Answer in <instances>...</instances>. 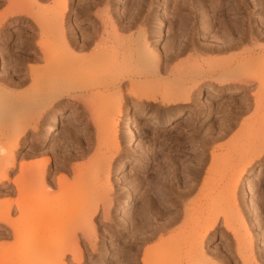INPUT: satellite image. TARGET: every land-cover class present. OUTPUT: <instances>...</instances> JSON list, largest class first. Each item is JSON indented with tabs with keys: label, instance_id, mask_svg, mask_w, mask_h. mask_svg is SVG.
I'll return each instance as SVG.
<instances>
[{
	"label": "rangeland",
	"instance_id": "1",
	"mask_svg": "<svg viewBox=\"0 0 264 264\" xmlns=\"http://www.w3.org/2000/svg\"><path fill=\"white\" fill-rule=\"evenodd\" d=\"M67 1L70 41L99 37L82 50L53 38L45 59L37 24L13 11L51 15L62 0H0V176H10L0 217L12 204L0 218V264H264V0ZM143 30L158 71L145 53L124 68L112 59ZM123 70L136 76L120 84L138 82L137 95L120 113L107 101V113L103 89L90 98ZM183 87L190 101L166 102ZM56 112L67 118L45 136ZM24 164L34 172L31 227L14 183ZM217 218L203 238L200 223ZM21 222L49 232L17 239L11 224Z\"/></svg>",
	"mask_w": 264,
	"mask_h": 264
},
{
	"label": "bare ground",
	"instance_id": "2",
	"mask_svg": "<svg viewBox=\"0 0 264 264\" xmlns=\"http://www.w3.org/2000/svg\"><path fill=\"white\" fill-rule=\"evenodd\" d=\"M67 7H68V1L67 0H62V4H61V7H58L57 9H56V11L53 13V14H51V15H48L46 12L44 13V12H42L41 14L39 13V15H37V14H35V12L34 11H31V10H27V9H18V10H16V11H13V12H23V13H26L27 15H29L30 17H32L33 18V20L35 21V23L37 24V26H38V28H39V30H40V35H41V40L38 42V45H39V50L41 51V53L43 54V57L45 58V59H48V52H47V50H48V47H49V45H50V42H51V40L53 39V38H55V40H61L62 41V43H65V45H67V47H69V45L70 46H72V44H73V46L74 45H76V46H78V47H80L81 48V50L82 49H85V48H88V46H90V44L92 43V42H96L95 41V39L97 38V37H99V35H98V33H92V34H90L89 33V35L88 36H83V38L81 37V39L80 38H76L75 36H72L71 35V41H70V39H69V37H68V27H67V17L65 16V12H66V10H67ZM36 8V7H35ZM37 10V9H36ZM43 11V10H42ZM45 11V10H44ZM70 23V22H69ZM74 23V22H73ZM159 23L160 24H162V20L161 21H159ZM159 24V25H160ZM71 25V24H70ZM76 27V26H75ZM70 28V27H69ZM71 28H72V26H71ZM74 28V27H73ZM158 28H159V26H158ZM161 29V28H160ZM70 30H72V29H70ZM162 30V29H161ZM158 32V31H157ZM72 33V32H71ZM83 33V32H82ZM70 34V33H69ZM77 34V33H76ZM74 35V34H73ZM78 35V34H77ZM80 35V34H79ZM140 36H141V34H140ZM140 36L138 35V36H135V37H133V38H135V39H133V38H131V36H130V38L129 39H124V41L123 42H121V45H120V49H116L117 51H115V55L114 56H112V59L119 65V66H123V68H124V66H130V65H132L133 64V62L135 61V59H136V54L137 53H145V54H147L148 56L149 55H151L153 58H155V59H153V61H152V63L153 62H155V66H156V68H155V70H159V65H160V61H161V57H160V54H159V52L157 51V50H154L153 49V47L151 46V44H150V40H149V35H148V33H147V31L146 30H143V32H142V41H140ZM60 41V42H61ZM56 42H58V41H56ZM105 43V42H104ZM77 47V48H78ZM70 51H71V48H70ZM38 52V51H37ZM250 52H251V50H250ZM73 54H74V52H72ZM141 53L139 54V55H141ZM38 54H39V52H38ZM38 54L36 53L35 55L36 56H33V58H35V59H37V57H39L38 56ZM48 56V57H47ZM150 56V57H151ZM83 59H85V57H83V56H80V57H78L77 58V60H79L78 61V63H79V65H80V67L78 68V73H85L86 71H87V65L88 64H86V63H84V60ZM86 64V65H85ZM122 68V69H123ZM125 69H126V67H125ZM141 72V71H140ZM136 73H137V71H136ZM142 73H143V71H142ZM141 73V74H142ZM144 77H148V75H147V73L145 74V72H144V74H142ZM142 75H138V76H142ZM136 76V74L135 73H132L131 71H121L120 73H119V75L118 76H116V78L114 79V80H112V81H109V82H104V83H101V84H98V85H96L95 86V88L97 89V91H95L92 95V97L93 98H90L91 99V101H93V99H98L99 97H97V93L98 92H100L102 89L104 90L103 92H101L99 95H101L102 93V95L103 96H101L100 97V99L101 100H103L102 102L104 103V102H106V104L108 103V102H110L111 100L112 101H116L118 104H119V106L121 107V110L119 111V113L122 111V109H123V107H124V104L128 101V95L129 94H131V95H134V96H136L137 95V92H136V86H137V84H138V82H136V81H134V80H132L131 79V82H130V84H129V87H124L122 84H120L121 83V81L124 79V78H133V77H135ZM251 78H258V74H253L252 75V77ZM145 81H147V79L145 80ZM144 81V82H145ZM139 85H140V82H139ZM138 85V86H139ZM114 89V91H113V93H112V91L111 90H113ZM185 89L186 88H184L183 87V90H182V88H180V89H178L180 92H181V95H178V93H176V92H172V95L171 96H168V99H166V102H168V103H183V102H188V101H190V99H191V95H190V93H188L187 91L185 92ZM218 91L215 89V88H212V89H209V93L210 94H216ZM54 93H55V98H58V97H60V96H62L63 94H64V92L62 91V90H59V91H55L54 90ZM105 93H107V94H109L110 93V95H107V94H105ZM52 94H53V91H52ZM170 95V94H169ZM52 96V95H51ZM99 100V99H98ZM101 100H100V102H101ZM52 101V100H51ZM108 101V102H107ZM111 101V102H112ZM100 102H98V103H95L96 105L98 104L99 105V103ZM101 102V103H102ZM103 103H102V105H103ZM111 104H113V103H108L106 106H109V107H107L104 111L105 112H107V113H110L111 111H113V109L111 110V107L112 106H110ZM97 105V106H98ZM102 105H99L97 108V110L96 111H98V114L100 113V112H102V109H100V108H103L102 107ZM104 105H105V103H104ZM103 105V106H104ZM90 106V105H89ZM101 106V107H100ZM108 108H109V110H108ZM118 109V108H117ZM108 110V111H107ZM103 113L104 112H102V113H100L102 116H106V115H109V114H107L106 113V115H103ZM105 114V113H104ZM131 114V113H130ZM127 115V120H126V122L127 123H129L130 122V120H132L134 117L132 116V114L131 115ZM65 115V114H64ZM111 115H112V113H111ZM110 115V116H111ZM53 117H52V122H51V125H49L46 129H47V131H46V134H45V136H50L51 134H52V132L55 130V127H56V125H57V123L58 122H60L59 120L61 119V118H63L64 117V119L65 118H67V116L65 117V116H63V114L62 113H60V112H56V113H53V115H52ZM99 118V117H98ZM101 118H103V117H101ZM169 119V118H168ZM63 120V119H62ZM111 128H116L117 127V124L116 123H113L111 126H110ZM59 129V128H58ZM137 130V129H136ZM136 130H135V128L132 126V125H129L128 126V131H127V133H129V135H131L132 137H134L135 135H136ZM57 132V131H56ZM138 132V131H137ZM54 134H55V132H54ZM130 136V138H132ZM52 138V137H51ZM14 164V163H13ZM12 164V165H13ZM23 173H22V176H21V178H19V179H16L15 181H14V183H16L17 185H18V188L20 189V191H22L23 192V194H24V200L23 201H25L24 203H22L21 205L20 204H18L19 205V210L21 211V212H23V213H25V217H23V219H24V221L25 220H28V219H30V221L31 220H33L34 222L36 221L35 219H32L33 217H34V215L32 216L31 215V211H32V209L31 208H33V207H31V206H33L31 203H33L32 201H35L36 199L35 198H33L32 197V193L30 192V189H31V187H32V185H34V183H33V170H32V168L29 166V165H23ZM121 167H123V165H121ZM7 169V168H6ZM38 170V169H37ZM45 172H46V169H45V167L42 169V171H41V173H42V175H43V177H44V175H45ZM200 170H198V171H196L195 173H196V176H199V174H200ZM34 176H36V175H34ZM39 177V176H38ZM41 177V176H40ZM42 177V178H43ZM36 178V177H35ZM34 178V179H35ZM164 179V178H163ZM8 181V180H10V176H9V174H8V172H7V170H5L4 171V173H2V176H0V184H1V182H3V181ZM35 181V180H34ZM41 182H43V185H47L46 183H45V181H44V179H43V181H41ZM38 184V183H37ZM196 184V183H195ZM194 184V185H195ZM46 187V186H45ZM194 187V186H193ZM192 192V191H191ZM33 195H35V194H33ZM34 200H33V199ZM132 199H133V197H132ZM183 199V198H182ZM253 200V199H252ZM37 201V200H36ZM35 201V202H36ZM127 201V200H126ZM38 203V202H37ZM250 204H253L252 202L250 203ZM34 205H35V203H34ZM37 205V204H36ZM150 205V204H149ZM198 208V207H197ZM11 209H12V204H10L9 205V207H7L6 209H5V211H3L4 212V215L5 216H9L10 215V212H11ZM31 210V211H30ZM2 212V213H3ZM180 212V211H179ZM33 213V212H32ZM2 215V214H1ZM4 215H2V216H4ZM181 215V214H180ZM1 216V217H2ZM30 216H32V218L30 217ZM37 216V215H36ZM0 217V218H1ZM178 217H180L179 215H176V216H174V217H172V219L169 221V224H172L173 222H175L177 219H178ZM6 218V217H5ZM5 218L3 219L4 221H6L5 220ZM34 218H36V217H34ZM59 218V217H58ZM57 218V219H58ZM66 218H68L67 216H66ZM66 218H64V219H66ZM7 219V218H6ZM29 220H28V224H30V227H31V222H30ZM59 222H60V219L58 220ZM58 221H57V224H55V225H58L59 223H58ZM67 221V220H66ZM22 222H23V220H22ZM22 222L21 223H19V225H21L22 224ZM26 222V221H25ZM25 222H23V223H25ZM33 222V223H34ZM61 222H63V220L61 221ZM60 222V223H61ZM217 222H218V218L217 219H215V220H213V222L212 223H206V225H204L203 223H200V224H202L200 227L202 228L203 227V231H202V229H200V227L199 226H197V227H199V229L204 233V235H203V238H205L206 236H208L210 233H211V231L217 226ZM64 223V222H63ZM66 223H68V222H66ZM11 224V223H10ZM27 224V225H28ZM35 224V223H34ZM62 224V223H61ZM65 224V223H64ZM23 225H25V224H23ZM23 225H21V227L20 226H18V225H13V224H11V227H12V231H13V233L15 234V236L17 237V239H23V238H27V236H29L28 235V233L29 234H37V236H35V235H33V238H34V236H35V238H39V237H41V236H43V235H45L46 233V231H48L49 232V230L46 228H44V229H42V228H40L36 233H32V232H29L28 230V228L27 227H25V226H23ZM42 225V224H41ZM52 225V224H51ZM53 226L54 228L56 227V226ZM23 226V227H22ZM34 226V225H33ZM59 226V225H58ZM57 226V227H58ZM165 226H167V225H165ZM41 227H43V226H41ZM52 227V228H53ZM197 227H196V229H197ZM25 228H27L26 229V231L24 230ZM21 229H23V230H21ZM41 229H42V231H41ZM196 229H194V230H196ZM50 230H51V228H50ZM22 231H24V233L22 232ZM38 232H39V234H38ZM43 232V233H42ZM47 232V233H48ZM42 233V234H41ZM10 234V231L9 232H6V235H9ZM23 234V235H22ZM27 235V236H26ZM39 235V236H38ZM23 236V237H22ZM25 236V237H24ZM32 236V235H31ZM30 236V237H31ZM67 236V237H66ZM66 236H65V238H73V237H70L68 234H66ZM29 238V237H28ZM249 238H251V236H249ZM3 247V246H2ZM3 249H5V248H3ZM66 249H67V246H66ZM2 251V250H1ZM4 251V250H3ZM3 253L2 252H0V255H2ZM2 257V256H1Z\"/></svg>",
	"mask_w": 264,
	"mask_h": 264
}]
</instances>
